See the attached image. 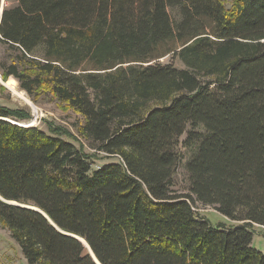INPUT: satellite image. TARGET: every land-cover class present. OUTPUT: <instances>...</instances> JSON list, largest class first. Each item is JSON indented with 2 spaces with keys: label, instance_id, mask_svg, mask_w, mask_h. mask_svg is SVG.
I'll use <instances>...</instances> for the list:
<instances>
[{
  "label": "trees",
  "instance_id": "trees-1",
  "mask_svg": "<svg viewBox=\"0 0 264 264\" xmlns=\"http://www.w3.org/2000/svg\"><path fill=\"white\" fill-rule=\"evenodd\" d=\"M0 41L2 79L79 113L93 149L0 104V197L27 205L0 199V225L27 264H97L75 236L100 264H264V0H14Z\"/></svg>",
  "mask_w": 264,
  "mask_h": 264
},
{
  "label": "rangeland",
  "instance_id": "rangeland-1",
  "mask_svg": "<svg viewBox=\"0 0 264 264\" xmlns=\"http://www.w3.org/2000/svg\"><path fill=\"white\" fill-rule=\"evenodd\" d=\"M220 1L226 7H229L232 2V0H220ZM13 2L14 0H4L2 8L5 5L12 4ZM169 11L173 18L177 17V11L175 8H169ZM16 54L17 52L15 50L10 49L0 41V64L11 62L14 58V55ZM169 59H170L169 56H166L160 58V61L167 62L169 61ZM172 62L174 65L178 67L182 66L181 63L178 61V59H172ZM8 78L6 80H3L0 73V79L3 80L4 83L8 80ZM15 81L18 89L23 92L27 100L16 96L14 93L10 91L9 88L3 86L0 83V104H3L9 108H24L28 110L31 115L30 119L28 121L21 123H24L25 125L26 124L29 125L32 119L34 120L33 116L34 117L38 116L32 123L40 126L43 130H46V122L48 121L49 124H51V126L55 125V127L58 130L61 129L70 132L73 138H70L65 135L63 136H65V138H70L76 144V146L83 147L84 151L86 152L93 151V149H91L88 146V143L83 138V136L79 133L78 127L82 122V117L79 113L74 111L64 102H60L55 99L51 100L45 97V95H48V94H43L46 93V91L36 93L35 100H33L30 96L27 95V93L24 90L19 88L17 80ZM184 136L185 134L179 137L180 142L184 138ZM179 148L182 153L181 155L182 160L174 175V189L179 193H185L187 192V181H186L185 172L183 171V166L186 159L191 154V150L186 147H181V144ZM114 160H117V158L105 156L101 152L98 153V155L94 159L95 165L107 161H114ZM193 205L195 211L198 212L199 214L204 216H206L207 214V218L213 224L217 223L218 221H224V216L217 213L211 205H204L198 201H196ZM225 220L227 222H235L229 219H225ZM253 230L254 233H253L252 245L256 249H259L264 252L263 231L257 225L254 226ZM0 264H27L18 245L10 237L8 229L3 227L2 225H0Z\"/></svg>",
  "mask_w": 264,
  "mask_h": 264
},
{
  "label": "bare ground",
  "instance_id": "bare-ground-1",
  "mask_svg": "<svg viewBox=\"0 0 264 264\" xmlns=\"http://www.w3.org/2000/svg\"><path fill=\"white\" fill-rule=\"evenodd\" d=\"M12 93H14L16 96L22 98V99H25L27 100V98L24 96L23 92L21 90L18 89L17 87V84H16V81L14 80V78L12 77H9L8 80L4 83ZM34 122V120L32 119L31 123ZM17 123V122H16ZM20 124H23L25 125L24 123H21V122H18ZM30 123V122H28ZM30 123V124H31ZM28 125V124H26Z\"/></svg>",
  "mask_w": 264,
  "mask_h": 264
},
{
  "label": "water",
  "instance_id": "water-1",
  "mask_svg": "<svg viewBox=\"0 0 264 264\" xmlns=\"http://www.w3.org/2000/svg\"><path fill=\"white\" fill-rule=\"evenodd\" d=\"M1 12H2V10H1ZM0 16H1V13H0ZM0 83L3 85V86H5V87H7L5 84H4V82H3V80H1L0 79ZM8 88V87H7ZM38 116H33V118L34 119H36ZM32 119V118H31ZM29 125H34V123H32V124H29ZM0 199L1 200H3V201H5V202H7V203H11V204H17V205H22V206H27V205H23V204H19V203H17V202H15V201H8V200H4L3 198H1L0 197ZM29 207V206H28ZM33 208V207H32ZM75 236V235H74ZM76 238H78L86 247H87V249H88V252H89V254H90V256L93 258V260L97 263V264H100L98 261H97V259H96V257L94 256V254H93V252L91 251V249H90V247L88 246V244L82 239V238H79V237H77V236H75Z\"/></svg>",
  "mask_w": 264,
  "mask_h": 264
},
{
  "label": "built area",
  "instance_id": "built-area-1",
  "mask_svg": "<svg viewBox=\"0 0 264 264\" xmlns=\"http://www.w3.org/2000/svg\"><path fill=\"white\" fill-rule=\"evenodd\" d=\"M3 3H4V0H0V13H1V10H2Z\"/></svg>",
  "mask_w": 264,
  "mask_h": 264
}]
</instances>
